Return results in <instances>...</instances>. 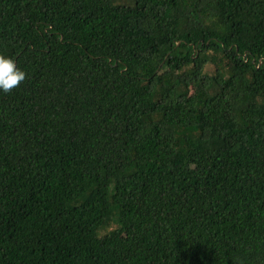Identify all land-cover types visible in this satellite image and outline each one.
I'll list each match as a JSON object with an SVG mask.
<instances>
[{
  "label": "trees",
  "instance_id": "16d2710c",
  "mask_svg": "<svg viewBox=\"0 0 264 264\" xmlns=\"http://www.w3.org/2000/svg\"><path fill=\"white\" fill-rule=\"evenodd\" d=\"M0 264H264V0H0Z\"/></svg>",
  "mask_w": 264,
  "mask_h": 264
},
{
  "label": "clouds",
  "instance_id": "9594fccd",
  "mask_svg": "<svg viewBox=\"0 0 264 264\" xmlns=\"http://www.w3.org/2000/svg\"><path fill=\"white\" fill-rule=\"evenodd\" d=\"M26 78V72L17 67L15 61L0 54V91L9 92Z\"/></svg>",
  "mask_w": 264,
  "mask_h": 264
}]
</instances>
